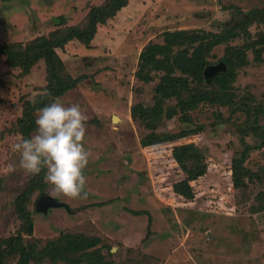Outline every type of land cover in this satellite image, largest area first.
I'll use <instances>...</instances> for the list:
<instances>
[{
	"label": "rangeland",
	"instance_id": "1",
	"mask_svg": "<svg viewBox=\"0 0 264 264\" xmlns=\"http://www.w3.org/2000/svg\"><path fill=\"white\" fill-rule=\"evenodd\" d=\"M105 1L0 0V45L84 26L90 9ZM253 10L259 17L238 27L239 35L216 42L226 25ZM101 27L91 47L76 41L57 49L66 73L83 77L53 103L50 115L62 130L46 123L44 110L35 113L32 146L48 162L45 190L25 203L33 235L17 203L34 183L38 158L25 147L20 120L45 92L47 64L41 59L25 74L0 57V251L8 252L5 240L17 234L23 245L41 248L71 233L98 239L106 264H264V49L260 57L246 49L249 63L229 78L232 101L202 102L192 125L178 116L144 125L133 116L134 109L152 110L162 82L220 91L214 79L230 70L228 48L250 39L264 45V0H132ZM221 62L225 69L212 77L198 75L205 63L206 70ZM177 102L167 100L164 112ZM184 127L199 130L142 144L152 132L179 134ZM245 153L234 172L233 160ZM44 195L64 206L38 211ZM13 250L2 264H53L22 261L19 243Z\"/></svg>",
	"mask_w": 264,
	"mask_h": 264
},
{
	"label": "trees",
	"instance_id": "2",
	"mask_svg": "<svg viewBox=\"0 0 264 264\" xmlns=\"http://www.w3.org/2000/svg\"><path fill=\"white\" fill-rule=\"evenodd\" d=\"M131 0H106L103 4L94 5L87 16V21L84 26H68L62 31L56 30L50 36L38 37L27 44L20 42H13L0 45V57L5 58L6 64L11 68H22L23 73L27 74L31 71V68L41 59L47 64V86L45 92L36 96V98L29 102L25 106L23 116L21 118L24 144L28 151L33 153L37 158L36 163V175L33 179V184L30 185L19 196L17 203L18 212L25 217L27 224L28 234L33 235L34 232V219L25 207L26 201L30 195L36 190L44 191L46 188V174H47V162L48 158L39 150L32 146L31 132L36 127L35 113L38 110H44L50 114L53 112V103L55 100L64 95L66 92L76 88L83 80V77H73L66 73V67L64 61L57 52V49L64 48L71 42H79L87 47H91L92 41L98 34L99 27L106 25L109 20L116 17V15L126 6L129 5ZM257 11H250L248 13H242L244 17H241L237 23H230L232 27L225 26V29L216 38V42L225 43L229 42L232 38L239 35L237 31L238 27H242L243 24L249 23L252 18H258ZM247 33V32H246ZM254 50V54L257 57L262 56V48L259 47V41L250 39L248 44L242 48L229 47L228 55L223 60L228 64L230 70L226 74H219L215 77L214 82L221 85V90L217 91L213 88L202 87L201 85L192 86L187 81H175L162 82L158 85V91L156 94V102L151 111L133 110L134 118H139L141 115L144 122L151 121L153 117L160 119L165 117L172 119L178 116V120L181 124H191L193 121L191 112L196 109L202 102L210 103H229L232 101L233 95L231 89H228L229 78L232 76L236 67H240L249 63L246 55V49ZM206 63L202 66L198 75L204 80V72ZM172 98H177V105L170 108L169 111L164 112V103ZM180 109L181 111H177ZM255 116L260 114V109L257 108ZM260 120V119H259ZM257 122V120H256ZM260 122V121H259ZM149 124V123H148ZM145 125V124H144ZM182 128L179 134L170 132L161 133L158 135L156 132H152L146 138H143L142 144L144 146H154L160 143L172 142L178 138H183L187 135L195 134L198 132L199 127L196 129ZM246 153L241 160H233V170L237 171L239 161H243L246 158ZM186 167V166H185ZM187 168V167H186ZM185 169V168H184ZM198 168L192 169L197 170ZM203 170L202 168H199ZM190 170V169H189ZM239 184V183H238ZM23 236L21 234L14 235L5 240L6 247H10L8 252L0 251V264L5 254L13 252L15 245L19 243L21 248L22 261L27 262L29 259H45L49 258L53 264H58L60 261H64L68 264H82L83 261H88L89 264L96 262L98 264H106V262L100 260L99 250L95 249L98 245V239L93 237H86L80 234L62 233L56 240L48 242L41 248H36L37 243L23 245ZM94 248V249H93ZM14 253V252H13ZM26 264V263H25Z\"/></svg>",
	"mask_w": 264,
	"mask_h": 264
},
{
	"label": "water",
	"instance_id": "3",
	"mask_svg": "<svg viewBox=\"0 0 264 264\" xmlns=\"http://www.w3.org/2000/svg\"><path fill=\"white\" fill-rule=\"evenodd\" d=\"M225 64L223 62H221L218 65H212L209 66L206 70H205V76L207 78L212 77L214 74H216L218 71L220 70H224L225 69ZM45 121L46 123H48L50 126H52L53 128L57 129L58 131L62 130L61 127V123L58 119H56L53 115H46L45 116ZM115 119V117H114ZM59 206H64V203H61L57 200H55L53 197H51L50 195H44L41 197V199L38 202L37 205V210L39 211H47L48 208L50 207H59Z\"/></svg>",
	"mask_w": 264,
	"mask_h": 264
},
{
	"label": "crops",
	"instance_id": "4",
	"mask_svg": "<svg viewBox=\"0 0 264 264\" xmlns=\"http://www.w3.org/2000/svg\"><path fill=\"white\" fill-rule=\"evenodd\" d=\"M131 1H132V0H131ZM129 4H130V3H129ZM126 7H128V6H126ZM126 7H124V8H123V9H122V10H121L119 13L123 14V12H124V9H125ZM119 13H118V14H119ZM106 25H107V24H106ZM102 26H104V27H105V25H102ZM101 28H102V27L100 26V27H99V29H101ZM119 29H121V28H119ZM97 35H98V34H97Z\"/></svg>",
	"mask_w": 264,
	"mask_h": 264
},
{
	"label": "bare ground",
	"instance_id": "5",
	"mask_svg": "<svg viewBox=\"0 0 264 264\" xmlns=\"http://www.w3.org/2000/svg\"><path fill=\"white\" fill-rule=\"evenodd\" d=\"M119 120V118L117 117V116H115V119H114V121H118Z\"/></svg>",
	"mask_w": 264,
	"mask_h": 264
}]
</instances>
